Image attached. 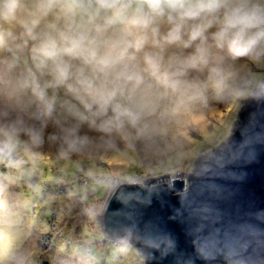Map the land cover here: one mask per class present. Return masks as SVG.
<instances>
[{
    "label": "clouds",
    "instance_id": "1",
    "mask_svg": "<svg viewBox=\"0 0 264 264\" xmlns=\"http://www.w3.org/2000/svg\"><path fill=\"white\" fill-rule=\"evenodd\" d=\"M242 60L264 68V0H0V165L152 150L209 96L264 98Z\"/></svg>",
    "mask_w": 264,
    "mask_h": 264
},
{
    "label": "water",
    "instance_id": "2",
    "mask_svg": "<svg viewBox=\"0 0 264 264\" xmlns=\"http://www.w3.org/2000/svg\"><path fill=\"white\" fill-rule=\"evenodd\" d=\"M110 184L97 222L144 264H264V98L243 100L227 139L185 177Z\"/></svg>",
    "mask_w": 264,
    "mask_h": 264
},
{
    "label": "rangeland",
    "instance_id": "3",
    "mask_svg": "<svg viewBox=\"0 0 264 264\" xmlns=\"http://www.w3.org/2000/svg\"><path fill=\"white\" fill-rule=\"evenodd\" d=\"M235 67L264 76V68L243 60ZM245 99L209 96L173 121L168 135L149 151L138 146L134 153L128 152L118 142L116 148L66 162L58 160L55 147L46 144L40 149L41 158L25 164L22 171L0 165V264H41L44 260L49 264H144L140 255L127 263L121 249L103 243L105 234L98 232L97 217L110 179L142 180L163 173L185 177L199 152L227 139ZM95 155L108 162L103 164ZM88 161L96 172L88 173V168L85 172L83 163L90 165ZM135 161L139 166L134 169ZM166 162L176 164L162 167ZM87 182H92L94 190L99 187L101 195L84 203L75 192Z\"/></svg>",
    "mask_w": 264,
    "mask_h": 264
},
{
    "label": "trees",
    "instance_id": "4",
    "mask_svg": "<svg viewBox=\"0 0 264 264\" xmlns=\"http://www.w3.org/2000/svg\"><path fill=\"white\" fill-rule=\"evenodd\" d=\"M217 143V142H216ZM132 153H134V152H132ZM96 157H94V159H99L100 160V162H101V160H102V155H95ZM54 159V158H53ZM52 159V160H53ZM103 162V164H106L107 162H108V160H107V162H105V160H102ZM99 162V163H100ZM137 163V161H135L134 162V165H131L132 166V168H136L137 166H139L138 164H136ZM88 164H90V165H86L85 163H83V165H85V172L87 171L86 169L88 168V173H93V172H96V170H97V168L95 167V166H91V162H89L88 161ZM176 164V162H173V163H169V162H166V163H164L163 165H162V167H165V166H173V165H175ZM48 166V165H47ZM79 166H81L80 164H79ZM76 168V167H75ZM84 171V170H83ZM24 172H26V170L24 171ZM30 174V173H29ZM52 179V178H51ZM98 183H103V181H97ZM96 182V183H97ZM87 183H89V184H86V185H81V187L79 188L80 189V191H77V192H75L76 194H77V198L79 199V201L80 202H89V201H91L92 199H93V197H95V195L96 196H98V195H101L100 194V190H99V187H97L95 190L94 189H92L91 188V185H92V182H87ZM74 184V183H73ZM82 190V191H81ZM68 191V190H67ZM26 192H29V189L28 188H26ZM63 194V193H62ZM63 195H66L65 193L63 194ZM98 232H100V231H98ZM101 233V232H100Z\"/></svg>",
    "mask_w": 264,
    "mask_h": 264
},
{
    "label": "crops",
    "instance_id": "5",
    "mask_svg": "<svg viewBox=\"0 0 264 264\" xmlns=\"http://www.w3.org/2000/svg\"><path fill=\"white\" fill-rule=\"evenodd\" d=\"M106 243H109L110 244V242H106ZM112 245H115V244H112ZM115 246H118L121 249L120 252L122 254V259H125V261L127 263H129V260H131V262H132L134 260V258L136 256H138V253L129 244L115 245ZM69 250L70 249H65L66 252L69 251ZM139 260H141V259H139Z\"/></svg>",
    "mask_w": 264,
    "mask_h": 264
}]
</instances>
